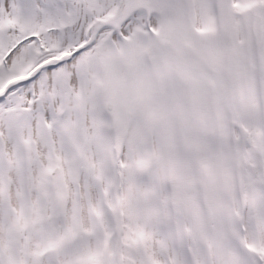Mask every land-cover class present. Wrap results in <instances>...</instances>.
Instances as JSON below:
<instances>
[{"label": "snow or ice", "instance_id": "1", "mask_svg": "<svg viewBox=\"0 0 264 264\" xmlns=\"http://www.w3.org/2000/svg\"><path fill=\"white\" fill-rule=\"evenodd\" d=\"M0 264H264V0H0Z\"/></svg>", "mask_w": 264, "mask_h": 264}]
</instances>
